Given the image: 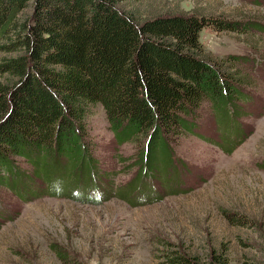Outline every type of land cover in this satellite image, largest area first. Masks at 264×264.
Returning <instances> with one entry per match:
<instances>
[{
	"label": "rangeland",
	"instance_id": "374dc122",
	"mask_svg": "<svg viewBox=\"0 0 264 264\" xmlns=\"http://www.w3.org/2000/svg\"><path fill=\"white\" fill-rule=\"evenodd\" d=\"M116 5L137 21L194 11L248 22L243 31L203 26L198 39L213 56L246 55L252 85L234 109L204 101L169 146L118 143L97 103L75 157L6 156L0 264H165L172 248L201 264H264V0Z\"/></svg>",
	"mask_w": 264,
	"mask_h": 264
},
{
	"label": "trees",
	"instance_id": "16d2710c",
	"mask_svg": "<svg viewBox=\"0 0 264 264\" xmlns=\"http://www.w3.org/2000/svg\"><path fill=\"white\" fill-rule=\"evenodd\" d=\"M118 1L0 0V166L11 165L8 155L75 157L97 103L118 143L146 138L155 149L183 133L204 101L234 109L248 93L246 55L213 56L198 39L203 26L243 31L248 22L194 11L137 21ZM163 259L201 264L179 248Z\"/></svg>",
	"mask_w": 264,
	"mask_h": 264
}]
</instances>
